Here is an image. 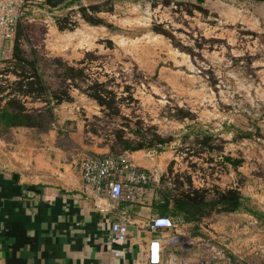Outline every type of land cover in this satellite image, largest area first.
<instances>
[{
    "label": "rangeland",
    "instance_id": "rangeland-1",
    "mask_svg": "<svg viewBox=\"0 0 264 264\" xmlns=\"http://www.w3.org/2000/svg\"><path fill=\"white\" fill-rule=\"evenodd\" d=\"M166 1L74 0L56 9L38 4L21 23L22 46L36 50L52 90H70L72 99H53L54 117L48 114L45 129L10 130L0 136V147L43 148L55 141L78 158L97 147L126 152L121 134L144 142L139 162L158 179L140 187L138 197L161 198L160 190L177 195L195 188H238L245 207L213 211L199 222L230 238L256 236L254 259L249 254L239 261L264 264V1L247 7L239 0L229 6L213 0L203 6L205 13L194 3ZM92 5L101 11L90 13L112 29L83 18L80 8ZM161 29L169 36L157 32ZM6 66L0 61V88H5L0 108L8 82L16 79L3 71ZM65 66L84 70L79 87L61 77ZM96 82L116 97L112 109L88 95ZM25 102L30 108L46 105ZM46 136L49 141L42 139ZM159 138L168 141L160 144ZM229 240H222L228 248L221 247L233 252Z\"/></svg>",
    "mask_w": 264,
    "mask_h": 264
},
{
    "label": "crops",
    "instance_id": "crops-1",
    "mask_svg": "<svg viewBox=\"0 0 264 264\" xmlns=\"http://www.w3.org/2000/svg\"><path fill=\"white\" fill-rule=\"evenodd\" d=\"M173 1L202 6L213 2ZM235 1L222 2L229 6ZM239 1L247 7L261 4L259 0ZM14 42L15 39L0 37V61L11 58ZM20 128L23 127L11 130ZM42 139L49 141L48 136ZM46 143L43 148L28 143L22 150L0 147V264H141L150 240L157 235L148 230L147 223L161 215L154 210L156 207H151L153 198H139L137 188L131 197L127 194L121 201L118 211L102 213L96 208L93 186L82 177L81 164L92 153L110 154L109 149L97 147L88 154L82 153L84 156L80 153L78 158H71L55 141ZM127 152L136 165L154 174L149 165L139 162L143 160L138 156L144 151ZM151 153L146 155L153 157ZM122 211L131 223L130 235L124 242H113L111 224ZM174 221L175 229L163 231L168 241L163 243L160 264H230L229 253L238 264H244L239 261L244 255L255 257L252 253L256 236L245 238L244 234H237L230 238L223 229L216 233L201 222ZM20 231L32 237L35 245L25 242L26 236ZM227 238L235 251H227V244L222 243Z\"/></svg>",
    "mask_w": 264,
    "mask_h": 264
},
{
    "label": "trees",
    "instance_id": "trees-1",
    "mask_svg": "<svg viewBox=\"0 0 264 264\" xmlns=\"http://www.w3.org/2000/svg\"><path fill=\"white\" fill-rule=\"evenodd\" d=\"M264 1V0H259ZM74 2L71 0L66 4ZM171 0H167L166 3H170ZM45 2L42 3V6ZM202 12H207L206 8L202 5L195 4ZM81 14L83 18L92 25L106 26L112 29V25L108 24L103 18L90 13V10L95 13L101 11L98 5H92L89 7H81ZM65 25H60L61 29H64ZM157 32L168 35L165 30H157ZM23 31L21 29V23L18 25L17 35L15 38L12 56L11 58L4 60L6 68L3 70L6 74L12 73L16 76V79L12 82H8L6 92L1 100L5 101V104L0 108V136L8 133L12 128L28 127L45 129L48 124L46 118L49 114L50 117H54L53 99H56L55 103H61L64 100H71L70 90H63L60 94L52 90V87L47 83L43 74L40 72L38 63V57L36 50L31 52L25 51L21 42V36ZM63 79L70 80L74 87H79L78 80L84 79V70L75 66H65V69L61 73ZM104 88V83L96 82L90 85V89L93 92H89L88 95L95 99L99 104L106 106L109 109L114 107L116 97L113 92L104 88L100 90V87ZM1 92H4L5 88H0ZM105 93L108 95L106 96ZM110 95V96H109ZM31 98L34 102L40 101L46 105L43 108H30L27 106L25 99ZM120 142L123 145L125 151H138L145 149L144 142H134L130 138H125L124 135H118ZM168 140L159 138V143H166ZM113 154V153H111ZM122 154V153H121ZM116 155V154H115ZM237 165V162H235ZM146 186V185H145ZM161 198H155L153 200V206L160 209L161 215L170 214L175 220H182L184 222H199L202 218L209 216L213 211L215 212H235L244 206V196L238 188L229 189H215L212 190L206 188L190 189L182 191L177 195H173L169 190L166 192L160 190ZM18 233L24 234L26 237L25 242L35 245L33 238L27 236L25 231ZM20 236V234H19Z\"/></svg>",
    "mask_w": 264,
    "mask_h": 264
},
{
    "label": "built area",
    "instance_id": "built-area-1",
    "mask_svg": "<svg viewBox=\"0 0 264 264\" xmlns=\"http://www.w3.org/2000/svg\"><path fill=\"white\" fill-rule=\"evenodd\" d=\"M44 2L45 0H0V37L14 40L18 25L28 18L30 12L36 10L38 4L41 6ZM81 171L84 181L93 186L96 208L104 214L118 211L127 194L131 197L137 188L145 187L152 180L158 179L136 165L127 151L116 155L93 153L83 160ZM117 215L118 219L111 224L110 237L113 242H124L129 238L131 223L124 211ZM176 227L174 219L166 215H155L148 221V230L157 235L150 240L141 264L161 263L163 243L168 241L163 231ZM168 238L175 239L174 236ZM115 255L119 256V252H115Z\"/></svg>",
    "mask_w": 264,
    "mask_h": 264
},
{
    "label": "water",
    "instance_id": "water-1",
    "mask_svg": "<svg viewBox=\"0 0 264 264\" xmlns=\"http://www.w3.org/2000/svg\"><path fill=\"white\" fill-rule=\"evenodd\" d=\"M71 0H45V4L47 7L51 9L59 8L60 6L64 5L65 3L69 2ZM230 258V264H238L233 256V254H228Z\"/></svg>",
    "mask_w": 264,
    "mask_h": 264
}]
</instances>
